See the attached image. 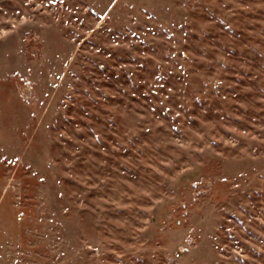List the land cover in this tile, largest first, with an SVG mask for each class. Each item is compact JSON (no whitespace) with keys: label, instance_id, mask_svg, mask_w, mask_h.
<instances>
[{"label":"rangeland","instance_id":"374dc122","mask_svg":"<svg viewBox=\"0 0 264 264\" xmlns=\"http://www.w3.org/2000/svg\"><path fill=\"white\" fill-rule=\"evenodd\" d=\"M0 264H264V0H0Z\"/></svg>","mask_w":264,"mask_h":264}]
</instances>
